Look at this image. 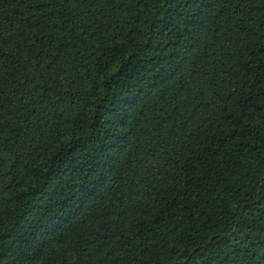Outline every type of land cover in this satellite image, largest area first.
Listing matches in <instances>:
<instances>
[{
    "label": "trees",
    "instance_id": "1",
    "mask_svg": "<svg viewBox=\"0 0 264 264\" xmlns=\"http://www.w3.org/2000/svg\"><path fill=\"white\" fill-rule=\"evenodd\" d=\"M0 264H264V0H0Z\"/></svg>",
    "mask_w": 264,
    "mask_h": 264
}]
</instances>
